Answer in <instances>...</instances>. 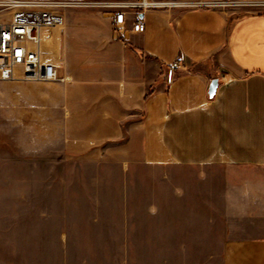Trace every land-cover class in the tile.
Wrapping results in <instances>:
<instances>
[{
	"label": "crops",
	"instance_id": "crops-1",
	"mask_svg": "<svg viewBox=\"0 0 264 264\" xmlns=\"http://www.w3.org/2000/svg\"><path fill=\"white\" fill-rule=\"evenodd\" d=\"M65 1L88 5L64 9V24L44 29L40 46L43 60L65 81L25 80L21 72L0 80V92L18 90L10 98L24 118L33 114L40 130L35 150L49 129L51 144L67 155L93 152L98 164L120 155L109 162L121 169L216 165L243 171L231 175L222 192L227 227L220 243L216 223L204 224L202 206L124 207L113 229L98 220L90 225L98 232L89 234L90 247H113L116 254L76 257L74 210L66 208L49 225L60 251L35 263L264 264V8L235 15L264 0H229L230 10L125 8L127 27L140 18L146 30L124 35L111 23L116 8L110 4L135 0ZM176 62L181 67L173 69ZM213 78L219 85L211 97ZM32 226L38 233L48 225ZM10 232L9 223L0 224V248L10 243ZM204 246H220L223 255L204 261ZM0 264H11L1 252Z\"/></svg>",
	"mask_w": 264,
	"mask_h": 264
},
{
	"label": "rangeland",
	"instance_id": "rangeland-1",
	"mask_svg": "<svg viewBox=\"0 0 264 264\" xmlns=\"http://www.w3.org/2000/svg\"><path fill=\"white\" fill-rule=\"evenodd\" d=\"M220 1L214 8H233V1ZM263 8L243 6L235 15ZM9 18V12L0 14V20ZM17 91L3 88L0 92V224L11 226V241L8 245L5 242L0 252L11 264H37L36 258L46 260L60 251L49 225L60 220L57 210L66 208L74 210L75 247L71 250L76 257L116 254L113 247H90L89 234H98L90 231L93 228L90 225L98 220L103 228L113 229L115 213L124 207L202 206L207 214L203 216L204 224L207 220L216 223L217 243L221 242V232L227 227L222 192L229 186L231 175L241 177L242 168L134 165L121 169L115 162H109L121 159L120 155H108L107 162L101 164L95 162L101 158L93 152L86 156L67 155L62 147L51 144L49 129H43L42 149L35 150V138L40 130L34 125L33 114L27 113L25 119L18 102L10 98ZM181 193L190 198H179ZM36 224L48 226L38 233L29 230ZM223 250L220 246H204V261L210 256L220 258ZM134 253L139 254V249H134Z\"/></svg>",
	"mask_w": 264,
	"mask_h": 264
},
{
	"label": "built area",
	"instance_id": "built-area-1",
	"mask_svg": "<svg viewBox=\"0 0 264 264\" xmlns=\"http://www.w3.org/2000/svg\"><path fill=\"white\" fill-rule=\"evenodd\" d=\"M220 3V0L194 3H181L174 0H135L122 4L113 3L110 5L116 10L111 23L115 31L121 35H124L128 29L134 33H143L146 30L143 19L137 18L130 28L127 27L125 8L144 12L172 6L214 8ZM255 4L264 6V2ZM85 5L88 3L65 0H0V14L10 13L9 19L0 20V80L13 79L21 72L25 80L65 81L56 65L42 58L40 48L42 32L46 28L64 24V9ZM171 67L180 68L181 63H173Z\"/></svg>",
	"mask_w": 264,
	"mask_h": 264
},
{
	"label": "water",
	"instance_id": "water-1",
	"mask_svg": "<svg viewBox=\"0 0 264 264\" xmlns=\"http://www.w3.org/2000/svg\"><path fill=\"white\" fill-rule=\"evenodd\" d=\"M219 85V79L218 78H213L211 80L210 86H209V95L213 97L217 91Z\"/></svg>",
	"mask_w": 264,
	"mask_h": 264
}]
</instances>
